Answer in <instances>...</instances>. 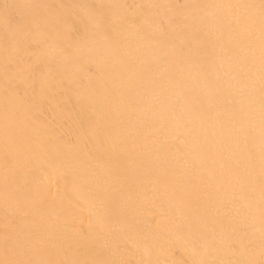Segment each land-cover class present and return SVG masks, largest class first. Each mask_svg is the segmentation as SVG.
Wrapping results in <instances>:
<instances>
[{
	"label": "bare ground",
	"instance_id": "6f19581e",
	"mask_svg": "<svg viewBox=\"0 0 264 264\" xmlns=\"http://www.w3.org/2000/svg\"><path fill=\"white\" fill-rule=\"evenodd\" d=\"M0 264H264V0H0Z\"/></svg>",
	"mask_w": 264,
	"mask_h": 264
}]
</instances>
